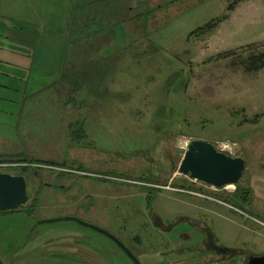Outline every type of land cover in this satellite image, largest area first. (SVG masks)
Instances as JSON below:
<instances>
[{"label":"rangeland","instance_id":"obj_1","mask_svg":"<svg viewBox=\"0 0 264 264\" xmlns=\"http://www.w3.org/2000/svg\"><path fill=\"white\" fill-rule=\"evenodd\" d=\"M60 1L10 0L0 11L13 48L59 56L54 68L31 70L29 100L0 116V156L18 165L0 173L22 175L27 194L18 211L0 212L3 264H84L62 253L133 264L105 235L65 218L114 236L123 212L144 205L137 191L150 189L167 198L154 207L160 216L193 215L195 206L219 243L264 253V227L227 207L264 222V67L248 69L264 52V0L232 9V0H78L71 26L54 20ZM207 23L213 30L198 35ZM35 77L54 88L36 94ZM192 140L244 159L238 188L215 192L178 173L177 149ZM167 188L227 206L189 193L178 200Z\"/></svg>","mask_w":264,"mask_h":264},{"label":"flooded vegetation","instance_id":"obj_2","mask_svg":"<svg viewBox=\"0 0 264 264\" xmlns=\"http://www.w3.org/2000/svg\"><path fill=\"white\" fill-rule=\"evenodd\" d=\"M132 188L140 190L138 187L132 186ZM151 190H145V194L137 191V199L141 198L144 205L134 206L129 214L123 212L124 220L119 225L113 226L114 231L111 230L139 264L140 261H147V264H155L156 261L159 264H257L253 259L264 257V253H255L244 247H231L219 243L209 225L199 216V212H196L202 210L195 206L191 209L193 215H175L172 218L160 216L154 207L167 202V198L164 197L163 201L159 197L152 199L155 195L150 197ZM166 190L175 192L174 198L178 200L181 195L189 196L188 191L183 189L167 188ZM144 250L152 252L150 257H145L141 253ZM122 251L135 264L126 252ZM67 254L62 253L57 258L87 263L86 258L81 256L82 253L73 254V258H67L66 256H71Z\"/></svg>","mask_w":264,"mask_h":264},{"label":"water","instance_id":"obj_3","mask_svg":"<svg viewBox=\"0 0 264 264\" xmlns=\"http://www.w3.org/2000/svg\"><path fill=\"white\" fill-rule=\"evenodd\" d=\"M177 153L182 156L178 173L206 187L222 189L234 186L243 177L245 170L244 159L232 157L218 151L208 142L192 140L185 143L182 141L177 149ZM26 202L27 194L24 177L0 173V212L18 210ZM65 220L77 222L105 235L119 248L124 250L135 264H139L124 245L108 231L73 218H65ZM253 261L257 264H264V257H256ZM0 264H3L1 260Z\"/></svg>","mask_w":264,"mask_h":264},{"label":"crops","instance_id":"obj_4","mask_svg":"<svg viewBox=\"0 0 264 264\" xmlns=\"http://www.w3.org/2000/svg\"><path fill=\"white\" fill-rule=\"evenodd\" d=\"M9 1L10 0H0V11L9 10L8 5L6 8V3H8ZM88 1V4H86L87 7H91L89 5L92 4V0ZM77 2L78 0H62L58 2L59 5L56 8L57 11L54 15V20L59 26H71L74 24L76 14L75 5L77 4ZM115 2H117V0ZM97 4L102 3L100 1L94 2V6H98ZM0 17L1 20L3 19V22H6V17L3 14H0ZM0 28L2 31V33L0 32V116H8L9 118H11L12 105L15 102H20L23 103L22 105H24L30 98V95L26 96L25 92L28 89V75L31 70L34 71L35 74H41L44 68H54L55 65H58V62L53 61V59H58L59 56H55L56 58H53L51 60L52 62H49V57L42 52H33V54L32 52H27L28 49L24 48V46L22 47L21 45H17L16 48H13L10 26L6 25L5 23H0ZM58 68L59 67H57V69ZM31 80H33V78ZM32 84L40 85L39 87L35 88L38 89V92L36 94H38L40 91L45 90V92H47L50 89L54 88L53 83L50 84V81L48 83H44L43 81H41V79H37L36 77L34 78V81H32ZM32 87L35 86L32 85ZM12 97L19 98L13 99ZM4 121L5 119H0V126L1 122ZM26 122L29 123L30 121L26 120ZM18 126L19 124L16 125L13 130H16ZM25 131H29L28 124L25 127L20 128V133L22 132V135H25ZM1 138L3 137H0V139ZM253 205L254 202L250 207L253 208ZM205 211L208 212L207 209ZM254 211L259 212L260 209H256ZM263 213L264 211L261 214L263 215Z\"/></svg>","mask_w":264,"mask_h":264},{"label":"trees","instance_id":"obj_5","mask_svg":"<svg viewBox=\"0 0 264 264\" xmlns=\"http://www.w3.org/2000/svg\"><path fill=\"white\" fill-rule=\"evenodd\" d=\"M244 0H232V2L230 3V5L228 6V9H232L234 6H236L238 3L242 2ZM128 10H130V8H128ZM152 11H148L146 13H151ZM142 14L139 15V17L141 16ZM138 17V16H137ZM217 21V20H216ZM218 22V21H217ZM215 26L214 25H211L210 23H207L205 25H203L202 27H198L196 30L198 31L199 30V33L198 35H202L200 33H203L205 31H211L213 30ZM197 35V34H196ZM261 68V67H264V52L261 53L260 55H257V56H250L248 58V69H257V68ZM0 161H7V162H11V163H16V161L13 160V157L12 158H7V157H4V156H0ZM28 167V166H27ZM27 167H24L23 168V171L22 172H26L27 171ZM238 188V185L236 186L235 185V188ZM242 198V202L246 205V204H249L248 203V198L246 197V194L244 193L243 196H241ZM34 201L35 199H33V205H34ZM20 209V208H19ZM18 210H15L13 212H16ZM9 212H12V211H9Z\"/></svg>","mask_w":264,"mask_h":264},{"label":"built area","instance_id":"obj_6","mask_svg":"<svg viewBox=\"0 0 264 264\" xmlns=\"http://www.w3.org/2000/svg\"><path fill=\"white\" fill-rule=\"evenodd\" d=\"M16 166H18V165L17 164H9L7 162H4V163L0 162V169L15 168ZM202 186L205 187L206 189H211L212 191H215V192L222 191V190H229L228 187H232L233 188V186H228V187H225V188H222V189H217V188H214V187H206L204 185H202ZM188 193L191 194V195H195V196H197V197H199L201 199H204L206 201H209V202H212V203H216V204L222 205V206H227V205H225L223 203V201L221 199L215 197V195L213 196L212 194H209V193L202 194L200 192L198 194H196L194 192H188ZM227 207L230 208L231 210H233V212L236 213L237 215L243 216L244 218H248V220H250L252 222H255V223L261 225L262 227H264V222L258 220L257 218L252 217L250 215H246L243 212H241V211H239V210H237L235 208H232V207H229V206H227Z\"/></svg>","mask_w":264,"mask_h":264},{"label":"bare ground","instance_id":"obj_7","mask_svg":"<svg viewBox=\"0 0 264 264\" xmlns=\"http://www.w3.org/2000/svg\"><path fill=\"white\" fill-rule=\"evenodd\" d=\"M229 189H231L232 187H228ZM229 192V191H228Z\"/></svg>","mask_w":264,"mask_h":264}]
</instances>
